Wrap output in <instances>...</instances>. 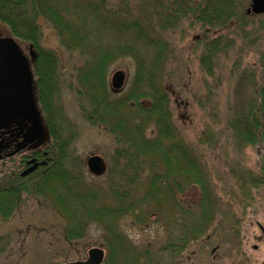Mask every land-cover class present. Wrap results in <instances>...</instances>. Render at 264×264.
I'll return each mask as SVG.
<instances>
[{"label": "trees", "instance_id": "16d2710c", "mask_svg": "<svg viewBox=\"0 0 264 264\" xmlns=\"http://www.w3.org/2000/svg\"><path fill=\"white\" fill-rule=\"evenodd\" d=\"M64 1L0 0V22L15 38L38 46L41 21L46 20L61 46L78 51L76 83L84 89L82 95L87 97L89 110L80 101L78 104L87 121L107 124L119 146L110 167L118 178L106 184L87 183L82 164L77 167L68 158L66 148L75 132L65 138L58 137L54 130L48 109L55 98L52 99L50 84L56 57L46 55L43 60L39 58L37 94L50 135L44 148L48 160L27 176L4 177L0 182V216L8 218L20 194L26 192L63 217L62 234L67 242L81 238L90 223H98L109 248L101 264H116L114 256L120 255L132 258L120 264H177L175 260L152 259L150 248L139 249L128 242L117 230V221L124 215L142 219L149 211L161 213L167 225L172 224L173 218V227L179 226L182 232L179 243H169L162 249H169L171 256L198 238L209 239L218 231L229 235L234 217L221 208L203 155L185 139L168 109L163 80L171 49L163 31L181 23L205 27L195 43L201 45L200 67L213 75L216 58L226 54L235 42L224 30L243 26L248 18L257 19L260 30H264V13L246 14L248 0H140L136 9L130 6V0H114L112 4L108 0H73L67 5ZM155 27L160 34L155 33ZM126 54L135 61L133 84L123 95H114L106 83L107 67ZM258 62L260 71L250 67V72L240 70V60L233 62L231 71H241L245 92H232L235 100L229 105L233 113L227 119V127L239 147L259 145L264 151V52L259 53ZM217 140L211 128H205L196 141L213 146ZM144 171L147 173L142 176ZM228 172L235 180L232 194L245 208V200L255 198L253 190L264 188V172L257 176L249 168L236 165L229 166ZM132 180H139L143 186L135 195L128 191ZM190 189H196L198 196L183 198V192ZM164 209L172 210V218ZM238 220L235 218L234 223Z\"/></svg>", "mask_w": 264, "mask_h": 264}, {"label": "rangeland", "instance_id": "374dc122", "mask_svg": "<svg viewBox=\"0 0 264 264\" xmlns=\"http://www.w3.org/2000/svg\"><path fill=\"white\" fill-rule=\"evenodd\" d=\"M108 1L109 4L115 3L114 0ZM130 1V6L136 9L140 0ZM72 2L73 0H65L64 4H72ZM79 3L80 1L78 7ZM75 13L76 11L73 12ZM244 22L243 26H230L224 30V32L228 31L226 34L232 36L235 42L226 54H220L216 58L213 75L206 74L200 67L201 45L195 43L196 38L203 36L205 27L201 28L199 23H181L174 29L163 31L171 49L166 68L167 74L163 80L169 97L167 105L171 111V118L185 139L198 147L203 155V162L211 174V181L221 201V208L230 211L234 218L231 219L233 232L227 231L229 235L225 236L218 231L209 239L198 238L180 247L174 256H171L169 249L162 250L169 243H179V235L182 232L179 226L173 227L172 210L164 209V212L172 218L171 225H167L163 214L157 215L150 211L142 219L132 215L119 218L117 230L121 232V235L123 234L124 238L136 248H150L153 253L152 259L167 262L175 260L177 264H264V236L260 231V226L264 228V188L260 186L254 189V200H245V208H243L240 199L232 194L236 187L235 180L228 172V167L231 165L247 167L257 176L259 174L262 176L264 172L263 149L259 145L239 147L235 143L231 129L227 127V119L230 113H233L229 105L235 100L231 97L232 92H237V95L245 92V80L241 78L240 72L250 67L252 70L260 71L258 55L264 52V30H260L258 20L248 18ZM155 33L160 34L156 27ZM0 37L13 38L29 65L33 99L38 113L40 111L44 127L42 138H36L37 141H33L32 144L41 147L45 157L44 148L50 140V135L43 120L44 111L42 113L39 107L37 94L39 58L43 60L46 55L54 56L56 57L53 65L55 75L51 79L50 86L53 85L52 99L55 98L48 113L52 123L55 124L54 130L58 137L62 135L68 138L72 132H75L66 148L68 158L77 167L78 165L81 167L82 164L84 180L87 183L106 184L108 180L117 181L118 177L114 172L111 173L110 167L119 146L107 130V124L87 121L78 104L80 101L83 107L89 110L90 104L87 97L82 95L84 89L76 83L79 77L74 67L78 64V51L61 46L55 30L46 20L41 21V37L38 38V46L15 38L3 22H0ZM118 38L123 39L121 36ZM31 50L35 55L39 52L38 57L32 58ZM237 59L240 60L241 71L235 73L231 71V67ZM56 67L59 70V76H56ZM116 69L125 72L126 81L119 91L113 90V92L109 81L112 72ZM145 70L146 66L143 68L144 72ZM135 71V61L128 54L112 61L106 71L108 90L114 95H123L133 84ZM244 72L250 71L248 69ZM80 91H82L81 94ZM205 128H211L218 139L213 146L197 144V137ZM89 153L99 154L106 162L107 171L98 178L93 177L86 168L85 157ZM43 160L45 163L42 165L46 164L48 159L43 158ZM14 167L16 166L13 161L0 163V182L4 177L5 179L11 177ZM146 173L147 171H144L142 176ZM140 184L139 180H132L128 191L135 195L136 190L138 192L143 190ZM197 196L196 189L183 192V198L186 199H194ZM40 201L29 193L23 192L8 218L0 216V264H56L84 259L87 250L92 246L101 247L105 257L109 254L106 240L102 236L105 232L100 224L90 223L86 226L85 234L81 238L67 242L62 234L63 217L54 209L44 205L45 203L40 204L42 203ZM137 211L136 209L135 212ZM235 218L239 219L236 223H234ZM107 258L112 261L111 257ZM114 258L116 264L132 259L124 255L114 256Z\"/></svg>", "mask_w": 264, "mask_h": 264}, {"label": "water", "instance_id": "95a60500", "mask_svg": "<svg viewBox=\"0 0 264 264\" xmlns=\"http://www.w3.org/2000/svg\"><path fill=\"white\" fill-rule=\"evenodd\" d=\"M245 12L247 14L264 13V0H250ZM31 54L36 56L33 52ZM30 77L26 59L14 43L13 38L0 37V130L6 128L14 119H24L32 124V127L26 131V143L35 142L44 135L40 112L38 113L33 99ZM125 78L126 74L123 70H114L111 74V89L119 91ZM38 163L43 164L45 161L36 162L33 166L25 169L22 175L32 171ZM85 163L91 174L100 175L107 169L105 160L99 154L89 153L85 157ZM103 256V249L93 246L87 250L84 259L56 264H100Z\"/></svg>", "mask_w": 264, "mask_h": 264}, {"label": "flooded vegetation", "instance_id": "af4514ba", "mask_svg": "<svg viewBox=\"0 0 264 264\" xmlns=\"http://www.w3.org/2000/svg\"><path fill=\"white\" fill-rule=\"evenodd\" d=\"M32 58H34V56ZM31 127V123L24 119L17 118L6 128L0 130V163L13 161L16 166L12 171L11 178L18 175L19 177H24L35 172L40 167L39 163L32 171L22 175L25 169L45 158L41 147L33 145L31 141L25 142L26 131ZM260 231L264 236V228L261 226Z\"/></svg>", "mask_w": 264, "mask_h": 264}]
</instances>
